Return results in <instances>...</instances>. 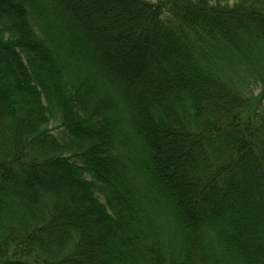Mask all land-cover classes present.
<instances>
[{"label":"trees","instance_id":"obj_1","mask_svg":"<svg viewBox=\"0 0 264 264\" xmlns=\"http://www.w3.org/2000/svg\"><path fill=\"white\" fill-rule=\"evenodd\" d=\"M0 264H264V0H0Z\"/></svg>","mask_w":264,"mask_h":264},{"label":"rangeland","instance_id":"obj_2","mask_svg":"<svg viewBox=\"0 0 264 264\" xmlns=\"http://www.w3.org/2000/svg\"><path fill=\"white\" fill-rule=\"evenodd\" d=\"M144 1L150 3V5H151V4H157V3L159 2V0H144ZM234 5H235V4L232 3V4H229L228 7H234Z\"/></svg>","mask_w":264,"mask_h":264}]
</instances>
